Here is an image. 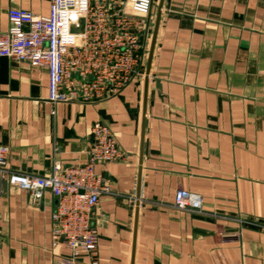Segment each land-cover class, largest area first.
<instances>
[{
  "label": "crops",
  "instance_id": "1",
  "mask_svg": "<svg viewBox=\"0 0 264 264\" xmlns=\"http://www.w3.org/2000/svg\"><path fill=\"white\" fill-rule=\"evenodd\" d=\"M11 7L47 15L50 0H0V32ZM148 27L140 74L104 100L50 102L45 66L0 57L10 167L85 162L101 121L123 157L95 166L111 188L92 212L96 264H264V0H154ZM180 187L202 212L174 207ZM56 202L0 180V264L69 253L54 244Z\"/></svg>",
  "mask_w": 264,
  "mask_h": 264
},
{
  "label": "built area",
  "instance_id": "2",
  "mask_svg": "<svg viewBox=\"0 0 264 264\" xmlns=\"http://www.w3.org/2000/svg\"><path fill=\"white\" fill-rule=\"evenodd\" d=\"M153 2L50 0L47 15L11 7L7 11L9 27L0 32V57L25 61L32 67L45 66L50 102L104 100L140 74L145 56L142 39L149 34ZM90 131L86 161L64 167L54 162L46 175L12 170L9 146L0 145L1 181L25 190L33 201L45 191L57 198L51 212L54 244L63 243L69 251L58 264H79L81 253L88 255L91 264L97 263L98 233L92 212L111 188L95 166L123 157L107 124L96 121ZM174 207L200 213L202 195L177 188Z\"/></svg>",
  "mask_w": 264,
  "mask_h": 264
},
{
  "label": "water",
  "instance_id": "3",
  "mask_svg": "<svg viewBox=\"0 0 264 264\" xmlns=\"http://www.w3.org/2000/svg\"><path fill=\"white\" fill-rule=\"evenodd\" d=\"M81 26H82V20H81Z\"/></svg>",
  "mask_w": 264,
  "mask_h": 264
}]
</instances>
